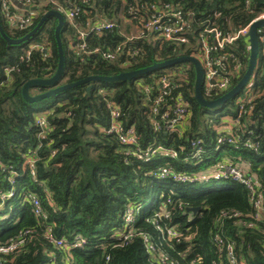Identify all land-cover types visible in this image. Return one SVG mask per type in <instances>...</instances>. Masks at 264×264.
Returning <instances> with one entry per match:
<instances>
[{
  "label": "trees",
  "instance_id": "16d2710c",
  "mask_svg": "<svg viewBox=\"0 0 264 264\" xmlns=\"http://www.w3.org/2000/svg\"><path fill=\"white\" fill-rule=\"evenodd\" d=\"M5 1L0 0V23L12 40L25 37L50 10L79 8L74 19L59 11L65 17L59 33L64 72L55 87L92 76L139 71L180 57L194 58L204 41L214 45L215 38L207 30L233 35L264 13V0H49L54 4L47 5L45 0H34L40 12L30 27L18 29L6 17ZM11 12L18 13L12 5ZM177 13L188 25L186 44L166 41L147 29L155 18L176 25L172 14ZM99 23L114 27L86 32L80 38L81 32ZM58 24L56 17H49L20 45L8 44L0 33V245L24 241L17 252L0 254V264H161L164 258L169 264H227L221 257L224 253L213 246L217 233L233 241L237 256L247 264H264V219L254 217L251 202L252 195H261L264 201V55L260 53L254 70L255 99L240 125L232 129L239 142L218 145L220 130L238 116V97L209 115V109L195 100V71L188 62L131 81L99 82L90 92L92 83H86L53 98L28 102L24 85L33 79H50L57 71ZM83 44L101 51L84 54L77 48ZM35 45L47 54L39 48L26 57ZM102 53H115L116 59L107 60ZM249 55L244 38L220 53L211 52L213 58H227L220 73L229 78L230 90L247 72ZM163 79L170 83L167 105L176 106L181 98L187 111L175 133L164 131V104L155 106ZM203 86L206 100L216 98L214 93L206 96ZM47 90L31 88L29 94L34 97ZM111 104L120 110L123 130L135 129L138 145L123 144L117 134L109 133ZM40 118L47 122L48 132L38 126ZM154 121L161 130H155ZM248 131L260 138L258 153L244 145ZM158 147L175 150L177 158L159 152L151 156ZM134 151L149 160L128 155ZM221 164L243 168L255 176L259 187L252 193L238 182L215 189L210 182L159 177L168 168L196 178ZM33 199L40 203V216L35 214ZM188 208L200 210L193 214ZM129 209L135 212L133 235L125 239L119 234ZM169 228L181 234L179 240L167 236ZM50 231L69 249H57L47 238ZM77 236L86 241L81 249L72 247ZM145 237L154 246L153 253L146 250Z\"/></svg>",
  "mask_w": 264,
  "mask_h": 264
},
{
  "label": "built area",
  "instance_id": "2783aa9c",
  "mask_svg": "<svg viewBox=\"0 0 264 264\" xmlns=\"http://www.w3.org/2000/svg\"><path fill=\"white\" fill-rule=\"evenodd\" d=\"M21 1V0H20ZM47 4H54V2L45 0L44 2ZM11 0H7L4 2V9L6 13V17L11 21L12 25L18 29H23L30 27L33 24V16L31 15H19L18 13L13 14L11 12ZM59 11H63L62 8L58 9ZM68 19H74L78 14L80 13V10L78 7L63 11ZM169 17V16H168ZM173 18H176L178 23L176 25H170L166 22H162L161 18H155L153 22L147 26V29L158 33L161 38L165 39L166 41H170L176 44H186L188 42V39L186 37V33L188 31V25L187 22L184 20V18L181 16V14H172ZM258 20H264V13H262L257 19H255L250 25L247 27L239 30L237 33L233 35H227L223 36L221 32L211 29L207 30V33L212 34V36L215 38V42L213 47L209 46L208 42L204 41L202 44V51L199 52L196 56H194L195 59L199 61L203 68L204 73V81H203V87L206 89V96H211V93H214L215 97L213 100H217L221 97H223L225 94H227L229 91H231V84L229 78H224L221 76V70L225 68V61H227L226 57H217L213 58L211 56V52L215 50L217 53H220L221 50L225 48L227 45L233 44L235 41H237L240 38H244L247 40V35L249 33L250 26ZM114 27L111 23H99L97 25L90 26L86 31L80 33V38L83 39L86 32H96L101 33L105 29H112ZM248 41V40H247ZM259 43H260V53L264 55V27L259 30ZM41 49L44 53L46 50L45 48L35 45L31 46L29 50L26 51V57L30 56L31 50L33 49ZM80 52L84 54H92V53H98L101 51L100 49L90 50L87 45H79L77 47ZM250 49V47H249ZM119 52L120 48L117 49ZM47 51V50H46ZM47 54V53H44ZM103 57L107 60H114L116 59L115 53H102ZM254 77V73L253 76ZM249 84V83H248ZM247 84V85H248ZM246 85V86H247ZM161 87H162V95L155 101V106H159L161 104H164V113L161 116V121L165 123L164 131L167 133H175L179 131V128L183 124L184 120L187 118V111L185 107L183 106L182 99L178 98L176 102V106L167 105V99L170 98L169 88L170 83L169 81L163 79L161 81ZM245 90V88H244ZM244 90L241 92L243 93ZM241 95V94H240ZM239 95V96H240ZM238 96V98H239ZM255 99L254 95V89L253 87L251 90H249L247 93H245V99L240 100L238 99L236 101V105L238 107V116L234 123H231L228 127H223L222 130H220L221 133L218 134V145H236L239 142V137H236L232 134L233 127H238L241 123V118L245 114L246 107L250 106ZM173 102L175 99H172ZM212 101V100H210ZM111 110V124L109 127V133L110 134H117L119 138L121 139V142L126 145H138L139 138L137 136V133L133 127H130L127 130H123L122 121L120 120V110L119 108L115 107L114 105H109ZM155 107L154 113L158 114V111ZM38 126L41 128V130L48 132V124L45 121V119L40 118L37 120ZM154 128L156 131L161 130L159 123L156 121L153 122ZM233 125V126H232ZM244 145L248 148H251L255 153H258L260 150V138L256 137L254 131H248L244 134ZM196 146L199 148L200 153L202 151L201 144L196 143ZM164 153L166 155H169L170 158L176 159L178 154L175 150H166L164 147H158L155 148L153 151L151 150L150 155H156V153ZM128 155H132L134 157H137L141 161H148L149 159L144 156V154H141L139 152H129ZM228 161V160H227ZM230 161V160H229ZM162 178H171L174 181H179L183 183H192V182H200V183H219V182H238L242 183L244 187L249 190L250 192H254V189L256 187H259L257 182L252 178L255 177L253 175H249L247 171H245L243 168L236 167L232 164H221L217 167L210 168L206 171L204 175H198L195 176L196 178H193L192 176H185V175H179L174 173L172 170L165 168L161 171L160 176ZM251 177V178H250ZM253 207H254V217L258 219H264V201L261 195L258 197L251 196ZM34 208H35V214L37 216H40L41 210H40V203L37 199H33L32 201ZM135 217V212L133 209H129L127 211V214L125 215L124 219V225H123V232L119 234V236L128 239L129 237H132L133 233L131 230V226L133 225ZM167 236L171 240H179V237L181 234L177 231H175L172 228H169L167 231ZM47 238L54 244V246L57 249H69L68 244L64 240H57L52 235L51 231L48 232ZM144 242L146 245V250L149 253H153L154 246L149 245L150 239L149 237L144 238ZM183 242L186 244L190 243V239H184ZM24 244V241H17L15 243H12L8 246H2L0 245V254L10 255L14 252H17ZM86 244V241L81 236H77L74 240V244L72 247L81 249ZM213 246L217 248L218 252L224 253V256H221L224 258L227 262V264H247V262L243 258H239L235 251L234 243L229 238H223L220 233H217L216 238L213 242ZM161 264H169L168 258L161 259Z\"/></svg>",
  "mask_w": 264,
  "mask_h": 264
},
{
  "label": "water",
  "instance_id": "95a60500",
  "mask_svg": "<svg viewBox=\"0 0 264 264\" xmlns=\"http://www.w3.org/2000/svg\"><path fill=\"white\" fill-rule=\"evenodd\" d=\"M51 16L56 17L59 20V24H58L56 31H55V37H56V42H57V46H58V56H59L58 68H57L55 75L52 78H50V79H33V80L28 81L24 85V87L22 89L23 96L28 102H31V103L39 102V101L44 100V99L53 98L62 92H65L67 90H70L72 88H75L79 85H83L86 83H92V85L88 88V92H90L93 85L96 83H99V82L112 83V82H119V81H131L132 79H134L138 76H141V75H144V74H147L150 72H154L156 70H160V69H163V68H166L169 66H173V65H176V64H179L182 62H188V63H191L193 65L194 71H195V86H194L195 100L198 102V104L201 107L206 108V109H210V110H214V109H217L218 107H221L222 105H224L226 102H228L233 97H236V96L238 97L241 94V92L244 90L246 85L252 79L254 70H255L256 65H257V60H258L259 51H260L259 30L264 27V20L255 21L250 26L249 33L247 35V40H248L249 47H250L249 66H248L247 72L242 77L240 82L231 91H229L227 94H225L223 97H221L217 100L208 101L202 95V86H203V81H204L203 68H202L201 64L199 63V61L193 57H180V58H176V59H171V60H168V61H165L162 63H156L152 67H149L147 69L122 73V74H119V75L113 76V77L92 76V77H88L82 81H79L77 83L55 87V85L59 82V80H60V78L64 72V52H63L61 40L59 37V33L63 27L65 17L61 12H59L57 10H50L49 12H47L41 18L38 25L30 33H28L25 37H23L22 39L12 40L9 37H7L1 28V23H0V33L3 36V38L8 42V44L20 45L21 43L30 39L41 28V26L44 24V22ZM44 53H47V51L45 50ZM31 88H39V89L48 88V90L37 95V96L32 97L29 94V90ZM199 210H200V208H188L187 212H191L193 214H196Z\"/></svg>",
  "mask_w": 264,
  "mask_h": 264
},
{
  "label": "crops",
  "instance_id": "0c3cea01",
  "mask_svg": "<svg viewBox=\"0 0 264 264\" xmlns=\"http://www.w3.org/2000/svg\"><path fill=\"white\" fill-rule=\"evenodd\" d=\"M12 6L18 12L19 15H25L26 13L35 16L40 12L38 6L34 0H11Z\"/></svg>",
  "mask_w": 264,
  "mask_h": 264
},
{
  "label": "rangeland",
  "instance_id": "374dc122",
  "mask_svg": "<svg viewBox=\"0 0 264 264\" xmlns=\"http://www.w3.org/2000/svg\"><path fill=\"white\" fill-rule=\"evenodd\" d=\"M253 84H254V77H252V79L250 80L249 84L245 87L244 92L241 93V95L239 96L238 99H240V100L245 99V93H247L249 90H251V88L253 87ZM232 109L234 111L236 110V108H232ZM226 110H227V108H226ZM218 111H219V109L217 111H214V110H210L209 109V112H210L209 115H215V114L218 113ZM225 186H227V183H225V182H219V183H213L211 187H213L215 189H219V188H225Z\"/></svg>",
  "mask_w": 264,
  "mask_h": 264
}]
</instances>
